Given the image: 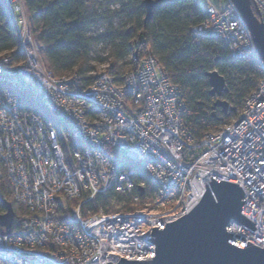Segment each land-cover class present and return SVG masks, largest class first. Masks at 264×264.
I'll use <instances>...</instances> for the list:
<instances>
[{
  "label": "built area",
  "instance_id": "1",
  "mask_svg": "<svg viewBox=\"0 0 264 264\" xmlns=\"http://www.w3.org/2000/svg\"><path fill=\"white\" fill-rule=\"evenodd\" d=\"M251 1L264 25V0ZM5 3L23 58L0 55V180H9L13 202L30 216L18 230L0 227V264L150 261L152 228L163 231L190 213L213 176L242 188V215L256 227L234 223L228 232L264 247V76L236 119L197 142L179 87L151 53L132 55L136 66L120 82L111 62L89 85L77 73L56 76L42 59L24 1ZM227 3L225 10L208 6L209 21L193 34L221 41L231 59L256 60L264 73L248 25ZM71 140L80 146L73 166L62 146ZM133 165L148 182L137 179ZM112 191L131 209L85 211Z\"/></svg>",
  "mask_w": 264,
  "mask_h": 264
},
{
  "label": "trees",
  "instance_id": "2",
  "mask_svg": "<svg viewBox=\"0 0 264 264\" xmlns=\"http://www.w3.org/2000/svg\"><path fill=\"white\" fill-rule=\"evenodd\" d=\"M34 37L41 44V53L56 76L77 73L85 85L91 84L96 72L95 64H113L112 73L117 81L133 71L136 61L151 53L166 71L169 79L179 87L180 97L186 105L188 129L197 142L208 133L219 130L236 119L250 93L262 80L264 73L256 60H235L228 57V48L221 41L208 35H194L192 29L209 21L207 7L199 0H152L155 4L150 20H147L145 0H110L118 5L111 14H99L86 0H23ZM0 0V55L9 53L16 61L23 58L16 30ZM118 19L119 26L112 24L107 33L90 37V30L101 20ZM32 27V26H31ZM93 45L104 46L105 52L93 54ZM217 71L226 80L224 98L229 102L227 114L217 105L210 94L207 74ZM28 103V102H26ZM31 111H39L31 104ZM44 119L54 124L47 115ZM66 163L73 166V153L80 146L71 140L63 144ZM193 153H191L192 155ZM190 157V153H187ZM136 177L147 181L140 166L133 165ZM0 196L13 203L12 188L7 178L0 180ZM129 199L116 192L99 195L85 206V211H105L109 208L131 209ZM13 229L18 230L21 221L30 214L24 209H14ZM6 209L0 202V215Z\"/></svg>",
  "mask_w": 264,
  "mask_h": 264
},
{
  "label": "water",
  "instance_id": "3",
  "mask_svg": "<svg viewBox=\"0 0 264 264\" xmlns=\"http://www.w3.org/2000/svg\"><path fill=\"white\" fill-rule=\"evenodd\" d=\"M240 11L252 34L257 52L264 63V25L261 13L251 0H232ZM147 20H150L155 4L145 0ZM210 94L219 99L227 91L226 80L217 71L207 74ZM217 105L227 114L230 104L218 100ZM206 185L199 204L177 221L165 224V228H152L149 238L156 254L150 261H129L121 257L117 264H264V247L246 241L244 237L228 232L231 224L247 226L255 230L254 223L242 215L246 199L238 184L217 180ZM141 192L144 189L141 188ZM6 213L0 215V227L9 232L14 225L13 204L0 196ZM245 245V247H240ZM108 264H112L109 262Z\"/></svg>",
  "mask_w": 264,
  "mask_h": 264
},
{
  "label": "rangeland",
  "instance_id": "4",
  "mask_svg": "<svg viewBox=\"0 0 264 264\" xmlns=\"http://www.w3.org/2000/svg\"><path fill=\"white\" fill-rule=\"evenodd\" d=\"M87 1V4L90 5V7L94 10H96L99 14H111L113 15V13H115L119 6L118 5H114V4H111L109 5V1L110 0H86ZM199 2L203 5V6H210V5H214L216 6L218 9L220 10H225L227 7H228V3H227V0H199ZM119 21L118 19H115V18H112L110 20H103L101 19L89 32V36L90 37H94V36H100V35H103V34H106L107 33V30L109 28V26L112 24L114 27H118L119 26ZM32 26V32H34V26ZM35 33V32H34ZM92 50H93V54L94 55H98L99 53H103L105 51V48L104 46L102 45H93L92 47ZM42 56V55H41ZM42 59L47 67V64L44 60V57L42 56ZM96 66V72L93 73V75L95 76L96 73L99 74L101 71L104 70V65L102 64H98L96 63L95 64ZM225 94V93H224ZM216 100H221V101H226L224 96L222 98H218V97H215ZM228 102V101H226ZM229 103V102H228ZM225 126V125H223ZM199 151L198 149L196 150V152ZM185 152H188V149L185 150ZM80 202H76V201H71V205H76ZM13 204V207L14 209H21L22 207H19L17 204H15L14 202L12 203ZM177 205V203L175 202L174 203V206H172L173 208H175V206ZM169 208V210H171V208ZM24 210H26L25 208H22ZM15 211V210H14ZM27 211V210H26ZM117 211H122L120 210V208H109L108 210H106V213H113V212H117Z\"/></svg>",
  "mask_w": 264,
  "mask_h": 264
},
{
  "label": "bare ground",
  "instance_id": "5",
  "mask_svg": "<svg viewBox=\"0 0 264 264\" xmlns=\"http://www.w3.org/2000/svg\"><path fill=\"white\" fill-rule=\"evenodd\" d=\"M230 227H232V225H231ZM236 232H237V230H234V229L231 228V233H236ZM117 257H118V254H115V256H114L113 259H114L115 261H117V259H116ZM117 263H118V262H117Z\"/></svg>",
  "mask_w": 264,
  "mask_h": 264
},
{
  "label": "snow or ice",
  "instance_id": "6",
  "mask_svg": "<svg viewBox=\"0 0 264 264\" xmlns=\"http://www.w3.org/2000/svg\"><path fill=\"white\" fill-rule=\"evenodd\" d=\"M161 228H163V225H161ZM240 247H245V245H241ZM153 255H155V254H153Z\"/></svg>",
  "mask_w": 264,
  "mask_h": 264
}]
</instances>
